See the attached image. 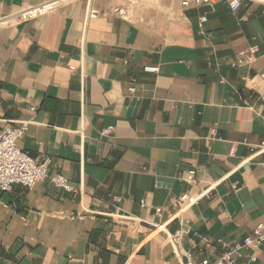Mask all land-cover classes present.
I'll return each mask as SVG.
<instances>
[{
    "label": "crops",
    "instance_id": "0c3cea01",
    "mask_svg": "<svg viewBox=\"0 0 264 264\" xmlns=\"http://www.w3.org/2000/svg\"><path fill=\"white\" fill-rule=\"evenodd\" d=\"M52 1L0 0V130L28 123L17 146L82 192L0 191V264L214 263L264 227V0H60L20 19ZM242 253L264 264V244Z\"/></svg>",
    "mask_w": 264,
    "mask_h": 264
},
{
    "label": "built area",
    "instance_id": "2783aa9c",
    "mask_svg": "<svg viewBox=\"0 0 264 264\" xmlns=\"http://www.w3.org/2000/svg\"><path fill=\"white\" fill-rule=\"evenodd\" d=\"M62 5V1H52L45 3L39 7L22 11L19 16L21 20L35 19L40 16L47 15L48 13L58 10ZM215 2L213 0H184L182 6L184 8H201L209 7L214 8ZM229 7L233 13H236L241 7L242 2L240 0H232L229 3ZM99 17V11L89 6L85 17V25L88 21L96 20ZM207 19L203 17L200 22L203 25ZM258 49L253 47L250 49L251 54L257 53ZM71 70H75L71 68ZM146 72L158 73L157 68H146ZM260 78L264 80V73L260 75ZM136 92L135 88L129 89L130 94ZM35 112V109H32ZM28 130V123H23L17 128L7 127L0 130V191L3 193L11 192L16 185H20L27 189H32L36 184L44 179H48L55 189L63 190L70 194H81V189L70 182L69 179L62 175H50L49 170L52 164V160L46 158L42 162H37L27 153L23 152L18 146L17 141L24 137ZM113 131L112 128L105 129L102 134L109 135ZM212 139L218 137V129L213 128L211 130ZM179 178L183 182L193 184L196 182L195 171H190L186 175L179 174ZM212 189L200 194L199 196H193L184 194L180 197L181 211L188 210L196 205L199 200L204 196H211ZM141 206H145V201H141ZM157 217H161L162 210L157 209L155 211ZM183 222L181 221V229L170 235L169 242L171 246L179 251L178 248L181 245V240L186 231L183 228ZM158 230H164L165 225H157ZM263 226L258 227L253 236L247 237L243 242L233 241L231 243L218 241L225 254L218 258L214 263L205 259L203 261H194L193 258L185 254L186 262L184 264H254L257 259L254 255L244 256L242 251L244 249H252L258 251L264 244ZM247 258V259H246Z\"/></svg>",
    "mask_w": 264,
    "mask_h": 264
}]
</instances>
